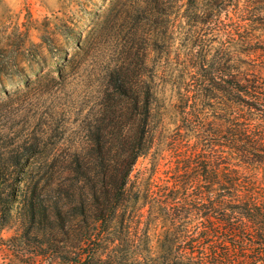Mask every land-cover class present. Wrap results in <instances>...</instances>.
<instances>
[{"label":"trees","instance_id":"obj_1","mask_svg":"<svg viewBox=\"0 0 264 264\" xmlns=\"http://www.w3.org/2000/svg\"><path fill=\"white\" fill-rule=\"evenodd\" d=\"M185 5L182 20L196 22L195 41L168 54L163 66L178 90L174 131L165 134L164 111L155 124L154 87L130 83L123 73L121 85L134 91L137 109L144 88L147 94L141 130L117 161H106L100 145L102 179L88 163L87 200L56 204V215L35 203V189L22 187L24 239L31 231L47 236L32 227L37 221L80 208L86 222L97 215L72 264L96 257L102 264H264V0Z\"/></svg>","mask_w":264,"mask_h":264},{"label":"rangeland","instance_id":"obj_2","mask_svg":"<svg viewBox=\"0 0 264 264\" xmlns=\"http://www.w3.org/2000/svg\"><path fill=\"white\" fill-rule=\"evenodd\" d=\"M185 3L0 0V264H72L83 251L97 212L86 222L82 209L67 208L32 225L49 235L31 231L24 239L17 197L28 185L35 203L55 215L56 204L87 200L86 165L102 179L100 145L106 161H117L144 120L145 88L137 109L134 91L121 85L123 73L130 83L154 87L155 124L164 111L165 134L174 131L178 90L163 66L168 54L176 57L195 41L196 22L182 20ZM154 156L140 157L135 169ZM91 204L98 208L93 196Z\"/></svg>","mask_w":264,"mask_h":264}]
</instances>
